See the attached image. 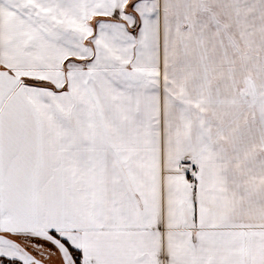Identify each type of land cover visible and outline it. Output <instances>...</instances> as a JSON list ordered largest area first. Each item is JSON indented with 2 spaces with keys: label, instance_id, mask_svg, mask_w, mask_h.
<instances>
[{
  "label": "snow or ice",
  "instance_id": "snow-or-ice-1",
  "mask_svg": "<svg viewBox=\"0 0 264 264\" xmlns=\"http://www.w3.org/2000/svg\"><path fill=\"white\" fill-rule=\"evenodd\" d=\"M0 264H264V0H0Z\"/></svg>",
  "mask_w": 264,
  "mask_h": 264
}]
</instances>
